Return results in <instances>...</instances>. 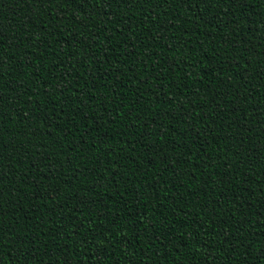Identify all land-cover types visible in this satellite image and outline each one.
I'll return each instance as SVG.
<instances>
[{
  "label": "trees",
  "instance_id": "16d2710c",
  "mask_svg": "<svg viewBox=\"0 0 264 264\" xmlns=\"http://www.w3.org/2000/svg\"><path fill=\"white\" fill-rule=\"evenodd\" d=\"M0 264H264V0H0Z\"/></svg>",
  "mask_w": 264,
  "mask_h": 264
},
{
  "label": "snow or ice",
  "instance_id": "6c2138e0",
  "mask_svg": "<svg viewBox=\"0 0 264 264\" xmlns=\"http://www.w3.org/2000/svg\"><path fill=\"white\" fill-rule=\"evenodd\" d=\"M4 146L0 144V162H2L3 157H4Z\"/></svg>",
  "mask_w": 264,
  "mask_h": 264
}]
</instances>
